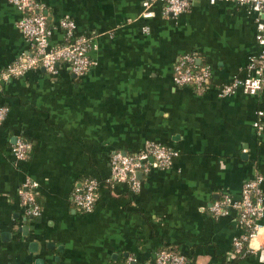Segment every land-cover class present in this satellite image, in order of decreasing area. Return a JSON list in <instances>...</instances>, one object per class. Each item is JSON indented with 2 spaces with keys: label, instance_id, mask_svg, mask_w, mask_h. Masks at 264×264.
<instances>
[{
  "label": "crops",
  "instance_id": "1",
  "mask_svg": "<svg viewBox=\"0 0 264 264\" xmlns=\"http://www.w3.org/2000/svg\"><path fill=\"white\" fill-rule=\"evenodd\" d=\"M33 1L51 27L74 21L91 64L79 77L62 61L53 74L38 67L0 81V264L143 263L163 247L185 264H222L242 229L234 210L215 217L210 204L223 193L238 199L256 175L264 196V73L255 95H217L219 85L251 74L254 15L225 0H190L175 18L161 17L159 2L142 17L143 0ZM18 17L0 0V71L32 51ZM62 39L53 28L49 44ZM184 53L209 67L204 90L173 84L172 64ZM18 136L28 154L15 160ZM149 140L176 150L170 166L136 175L137 192L109 185V154L135 153ZM83 177L97 181L89 212L70 201ZM25 179L35 183L37 216L16 193ZM260 223L253 249L234 264H264V207Z\"/></svg>",
  "mask_w": 264,
  "mask_h": 264
},
{
  "label": "built area",
  "instance_id": "2",
  "mask_svg": "<svg viewBox=\"0 0 264 264\" xmlns=\"http://www.w3.org/2000/svg\"><path fill=\"white\" fill-rule=\"evenodd\" d=\"M19 13L16 27L24 40L30 45L32 51L18 57L0 71V81H8L13 77L22 76L26 71L41 67L45 72L53 74L59 62L65 61L70 72L79 77L83 75L91 64L88 57L89 43L85 35L75 32V23L71 18L61 17L55 27L47 24L46 16L40 11V6L33 0H6ZM213 2L214 0H209ZM233 1L245 7L248 13L254 15L255 34L254 39L258 46L255 56L248 59V69L251 74L243 77H233L227 83L217 87V95L224 97L241 91L255 95L261 89L264 73V0H225ZM161 4L160 15L163 18L177 17L185 12L190 0H143L141 2L142 17H152L149 9L151 3ZM53 28L59 29L63 34L62 42L49 44V37ZM143 32L147 27H142ZM195 53H184L177 56L172 64L171 80L175 86L188 87L196 91L204 90L209 82L210 69L205 64H196ZM6 115V108L0 106V123ZM257 119L253 127L259 133L263 127L260 122V111H256ZM27 142L20 136L15 137L10 146V153L15 160L26 157ZM177 154L176 150L154 142L146 141L143 148L135 153L122 154L113 151L108 156L109 183H125L131 192H137L139 181L137 173L145 174L150 168L166 169L171 164V158ZM261 177L256 175L246 180L240 189L239 198L234 200L227 194H221L214 200L208 211L212 216L227 215L231 210L235 211L237 223L242 231L231 241V249L227 257L240 253L242 246L250 252L253 243L261 231L260 219L263 215L264 196L259 189ZM35 183L24 180L17 189L22 205L32 216H37L40 211L39 204L34 196ZM97 181L87 177L71 194V202L82 212L92 210L95 200ZM186 257L179 252L170 249H159L153 253L152 259L138 264H185ZM125 264H136L132 257L126 258Z\"/></svg>",
  "mask_w": 264,
  "mask_h": 264
},
{
  "label": "trees",
  "instance_id": "3",
  "mask_svg": "<svg viewBox=\"0 0 264 264\" xmlns=\"http://www.w3.org/2000/svg\"><path fill=\"white\" fill-rule=\"evenodd\" d=\"M26 154H28V151L26 150ZM87 177H83L82 178V180H81V182H80V184L84 181V179H86ZM108 184L110 185L111 183H109L108 182ZM95 194H96V190H95ZM71 201V200H70ZM37 202V201H36ZM72 203V202H71ZM72 205L74 206V207H76L73 203H72ZM77 208V207H76ZM78 209V208H77ZM242 231V230H241ZM231 245H230V249H231ZM160 249H170V250H173V251H176L175 249H173V248H160ZM159 250V249H158ZM177 252V251H176ZM248 253V251H246L245 250V246L243 245L242 246V248H241V251H240V253H235L233 256H231V257H226V259H225V261H224V259H223V263L222 264H234V262H236L238 259H240V258H242V257H244L246 254ZM136 264H138V263H136Z\"/></svg>",
  "mask_w": 264,
  "mask_h": 264
},
{
  "label": "water",
  "instance_id": "4",
  "mask_svg": "<svg viewBox=\"0 0 264 264\" xmlns=\"http://www.w3.org/2000/svg\"><path fill=\"white\" fill-rule=\"evenodd\" d=\"M139 173H137V175H138Z\"/></svg>",
  "mask_w": 264,
  "mask_h": 264
}]
</instances>
